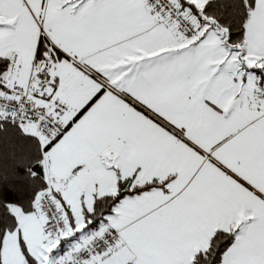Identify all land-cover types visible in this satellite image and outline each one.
Instances as JSON below:
<instances>
[{
  "label": "snow or ice",
  "instance_id": "snow-or-ice-1",
  "mask_svg": "<svg viewBox=\"0 0 264 264\" xmlns=\"http://www.w3.org/2000/svg\"><path fill=\"white\" fill-rule=\"evenodd\" d=\"M0 264H264V0H0Z\"/></svg>",
  "mask_w": 264,
  "mask_h": 264
}]
</instances>
